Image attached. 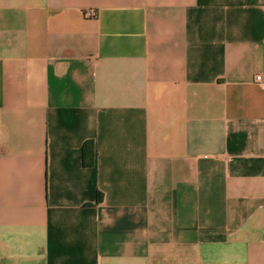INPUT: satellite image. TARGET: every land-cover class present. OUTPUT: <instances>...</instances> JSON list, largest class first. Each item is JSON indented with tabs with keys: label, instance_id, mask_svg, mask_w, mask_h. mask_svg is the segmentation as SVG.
I'll use <instances>...</instances> for the list:
<instances>
[{
	"label": "crops",
	"instance_id": "crops-1",
	"mask_svg": "<svg viewBox=\"0 0 264 264\" xmlns=\"http://www.w3.org/2000/svg\"><path fill=\"white\" fill-rule=\"evenodd\" d=\"M0 264H264V0H0Z\"/></svg>",
	"mask_w": 264,
	"mask_h": 264
},
{
	"label": "built area",
	"instance_id": "built-area-1",
	"mask_svg": "<svg viewBox=\"0 0 264 264\" xmlns=\"http://www.w3.org/2000/svg\"><path fill=\"white\" fill-rule=\"evenodd\" d=\"M87 18H95L96 17V12L94 10H89L86 13ZM257 81H261V77H257Z\"/></svg>",
	"mask_w": 264,
	"mask_h": 264
},
{
	"label": "trees",
	"instance_id": "trees-1",
	"mask_svg": "<svg viewBox=\"0 0 264 264\" xmlns=\"http://www.w3.org/2000/svg\"><path fill=\"white\" fill-rule=\"evenodd\" d=\"M88 164L92 165V164H93L92 160H90V161L88 162ZM101 200H102L101 195H98V202H100Z\"/></svg>",
	"mask_w": 264,
	"mask_h": 264
}]
</instances>
